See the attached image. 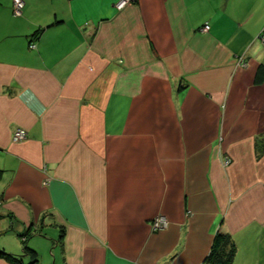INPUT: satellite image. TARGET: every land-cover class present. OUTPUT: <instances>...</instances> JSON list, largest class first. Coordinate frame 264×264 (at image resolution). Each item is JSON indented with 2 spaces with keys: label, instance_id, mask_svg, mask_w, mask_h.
Returning a JSON list of instances; mask_svg holds the SVG:
<instances>
[{
  "label": "crops",
  "instance_id": "0c3cea01",
  "mask_svg": "<svg viewBox=\"0 0 264 264\" xmlns=\"http://www.w3.org/2000/svg\"><path fill=\"white\" fill-rule=\"evenodd\" d=\"M117 1L0 0V264H264V0Z\"/></svg>",
  "mask_w": 264,
  "mask_h": 264
},
{
  "label": "trees",
  "instance_id": "16d2710c",
  "mask_svg": "<svg viewBox=\"0 0 264 264\" xmlns=\"http://www.w3.org/2000/svg\"><path fill=\"white\" fill-rule=\"evenodd\" d=\"M41 30H37L35 34L32 36L35 37ZM264 79V66L260 65L257 68L256 76H255V82L259 83ZM23 242L26 241V239H22ZM235 253V245L232 241V238L229 234L224 232H217L214 236L210 252L206 258L205 264H231V261L233 259ZM0 255L5 256L7 258H10L11 256L7 253L1 252ZM37 262L36 259H34L33 263L35 264Z\"/></svg>",
  "mask_w": 264,
  "mask_h": 264
},
{
  "label": "built area",
  "instance_id": "2783aa9c",
  "mask_svg": "<svg viewBox=\"0 0 264 264\" xmlns=\"http://www.w3.org/2000/svg\"><path fill=\"white\" fill-rule=\"evenodd\" d=\"M136 1H138V0H118L115 3V8L120 10L124 6H126L127 4L133 3V2H136ZM23 5H24L23 0H12V11H13V14L16 15V16L21 15V10L23 8ZM207 29H208V25H204V27L202 28L203 31H206ZM257 39L261 43L264 44V29L261 30V32L258 34ZM34 47H35V45L33 43H31L29 45L30 49H33ZM25 138H26V131L24 129L17 128L12 133V141L13 142H20V141L24 140ZM228 163H229V160L226 159L225 160V164H228ZM166 226H167V221L162 216H157L153 220L150 221V228H151L152 231L162 230Z\"/></svg>",
  "mask_w": 264,
  "mask_h": 264
},
{
  "label": "rangeland",
  "instance_id": "374dc122",
  "mask_svg": "<svg viewBox=\"0 0 264 264\" xmlns=\"http://www.w3.org/2000/svg\"><path fill=\"white\" fill-rule=\"evenodd\" d=\"M137 2V1H136ZM21 253H23V248H22V243H21V247H20Z\"/></svg>",
  "mask_w": 264,
  "mask_h": 264
}]
</instances>
